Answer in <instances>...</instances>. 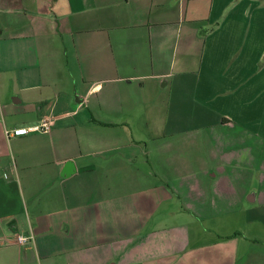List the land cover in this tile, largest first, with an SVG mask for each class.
I'll list each match as a JSON object with an SVG mask.
<instances>
[{"label":"crops","instance_id":"obj_1","mask_svg":"<svg viewBox=\"0 0 264 264\" xmlns=\"http://www.w3.org/2000/svg\"><path fill=\"white\" fill-rule=\"evenodd\" d=\"M0 264H264V0H0Z\"/></svg>","mask_w":264,"mask_h":264},{"label":"built area","instance_id":"obj_2","mask_svg":"<svg viewBox=\"0 0 264 264\" xmlns=\"http://www.w3.org/2000/svg\"><path fill=\"white\" fill-rule=\"evenodd\" d=\"M52 126H53V121L50 119H45L42 124L36 128H34L32 131H40L43 133H50L52 131ZM28 132H30L27 129H17L14 131H7V135L9 137L11 136H21V135H26ZM34 238L33 236L31 237H26V236H18L17 242L20 245H26L27 243L33 241Z\"/></svg>","mask_w":264,"mask_h":264},{"label":"rangeland","instance_id":"obj_3","mask_svg":"<svg viewBox=\"0 0 264 264\" xmlns=\"http://www.w3.org/2000/svg\"><path fill=\"white\" fill-rule=\"evenodd\" d=\"M185 106L187 107V109L183 110V115H187L189 113H194L195 112V109L193 108V104L192 102H190V96H185ZM186 128V127H185ZM184 127L183 128H180V129H185Z\"/></svg>","mask_w":264,"mask_h":264}]
</instances>
